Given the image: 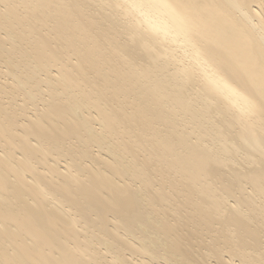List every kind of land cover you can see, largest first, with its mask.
<instances>
[{
    "label": "bare ground",
    "instance_id": "1",
    "mask_svg": "<svg viewBox=\"0 0 264 264\" xmlns=\"http://www.w3.org/2000/svg\"><path fill=\"white\" fill-rule=\"evenodd\" d=\"M0 264H264V0H0Z\"/></svg>",
    "mask_w": 264,
    "mask_h": 264
}]
</instances>
